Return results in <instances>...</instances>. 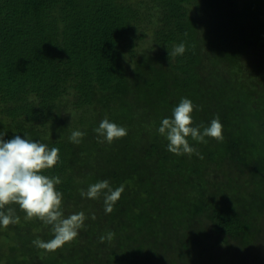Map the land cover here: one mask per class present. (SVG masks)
<instances>
[{"label":"trees","instance_id":"obj_1","mask_svg":"<svg viewBox=\"0 0 264 264\" xmlns=\"http://www.w3.org/2000/svg\"><path fill=\"white\" fill-rule=\"evenodd\" d=\"M263 51L264 0H0L4 139L59 149L43 174L60 177L65 216L103 201L81 189L124 185L114 225L86 219L52 252L32 244L51 226L12 205L20 222L0 226V264H198L208 236L245 247L264 236ZM182 98L199 106L193 126L223 125V141L188 138L203 159L169 152L158 132ZM105 118L127 135L98 142Z\"/></svg>","mask_w":264,"mask_h":264},{"label":"clouds","instance_id":"obj_2","mask_svg":"<svg viewBox=\"0 0 264 264\" xmlns=\"http://www.w3.org/2000/svg\"><path fill=\"white\" fill-rule=\"evenodd\" d=\"M186 46L182 42L174 46L172 56L183 55ZM199 110L188 98H182L174 107L170 118L161 121L158 132L168 141L167 150L176 155L192 154L203 159V156L189 143V137L197 142L207 143L205 137L223 141V125L219 116L213 118L208 126H193L192 113ZM98 134V142L109 144L127 135V129L103 119L99 127L94 129ZM5 132H0V226L7 228L20 222L12 205H18L26 213L25 219H39L44 224L51 226L53 238L44 241L36 238L32 244L49 252L55 251L66 243L78 237L79 231L85 226L88 217L83 211L64 215L62 206L63 194L57 191L56 186L62 181L58 176L49 177L43 172L53 168L60 162L59 149L51 148L44 143L34 142L30 139L15 135L12 139L5 140ZM85 132L75 130L69 136L74 144H80ZM124 192V185L113 190L108 180L89 185L88 189L80 190L81 197L98 199L103 196L104 210L110 214L114 204ZM95 215L91 219L95 220ZM113 233H108L107 239ZM101 236L100 241L104 242Z\"/></svg>","mask_w":264,"mask_h":264},{"label":"rangeland","instance_id":"obj_3","mask_svg":"<svg viewBox=\"0 0 264 264\" xmlns=\"http://www.w3.org/2000/svg\"><path fill=\"white\" fill-rule=\"evenodd\" d=\"M263 52H259V55H263ZM259 57V56H258ZM252 60H256L257 56H252ZM227 176V173L226 175ZM230 178H232L230 176ZM222 181H225L221 179ZM232 183L234 180L232 179ZM221 186L224 182H220ZM114 190V189H113ZM261 200V199H260ZM104 201H101L100 204H94V201L90 205H86L87 209L84 210L85 215L91 218V215H95V220H98V224L96 229H104L108 230L112 224V218L115 216L118 217L120 215L119 212H116V209L113 210L110 214H106L104 210ZM262 204L264 205V196L262 197ZM114 207V206H113ZM89 208V209H88ZM94 220V221H95ZM264 225V224H263ZM104 226V228H103ZM218 237H220L219 240ZM216 236L207 239L205 243H203L205 249L208 251L207 253H201L200 246L195 245L193 249L195 250L194 259L195 262L199 264L202 260L201 264H263V256H264V236L263 233L259 235L260 239H256L254 243H250L248 246H243L241 240L238 239L233 242L228 237ZM223 239V241H222ZM216 241L218 244H216ZM21 242V236H20ZM25 244H22V246ZM202 245V244H200ZM73 251L76 252L77 248H73ZM205 251V250H204ZM205 258H203V255ZM86 262V260H85ZM5 264V263H4Z\"/></svg>","mask_w":264,"mask_h":264}]
</instances>
